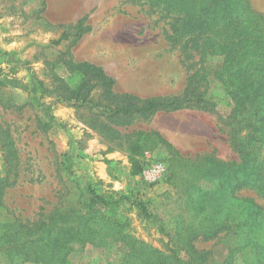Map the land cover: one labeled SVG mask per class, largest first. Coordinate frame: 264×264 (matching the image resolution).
Wrapping results in <instances>:
<instances>
[{
    "label": "rangeland",
    "instance_id": "1",
    "mask_svg": "<svg viewBox=\"0 0 264 264\" xmlns=\"http://www.w3.org/2000/svg\"><path fill=\"white\" fill-rule=\"evenodd\" d=\"M227 1L264 29V0ZM163 14L142 0H0V264H64L33 261L60 244L75 264H264V124L235 117L226 54L204 61L215 110L129 126L108 118L118 98L69 66L102 67L115 95L182 97L201 54L170 38L181 13ZM92 189L112 203L90 205Z\"/></svg>",
    "mask_w": 264,
    "mask_h": 264
},
{
    "label": "trees",
    "instance_id": "2",
    "mask_svg": "<svg viewBox=\"0 0 264 264\" xmlns=\"http://www.w3.org/2000/svg\"><path fill=\"white\" fill-rule=\"evenodd\" d=\"M142 1L150 8L167 16L172 15L174 11L181 13L170 23V38L176 44H181L182 52L189 58H193L192 51L201 54L199 62H194V64L200 63V67L189 75L182 97L142 99L128 93L115 95L113 93L115 82L102 67L88 62H70L71 68L83 73L84 83L95 77L106 88L107 93L118 98L120 103L112 108L109 120L118 126H129L137 117L147 119L161 110L172 111L194 107L215 110L217 103L208 98L207 87L203 88L208 84L209 76L205 70L204 61L208 54L225 53V63L229 67L226 72L219 75L218 81L235 104V117L240 116V121H244L252 116H259V122L264 124V114L259 113L264 107V45L258 42L263 38L264 29L247 22L245 13L239 9H232L227 0ZM78 28L82 33L83 29L80 25ZM257 69L259 75L256 76ZM262 129L259 125L257 131ZM262 177L264 178V173ZM243 186L244 180L241 178L236 187ZM92 195L90 205L107 206L112 203L98 195L94 189H92ZM1 197L0 190V204ZM13 239L12 237L6 244L1 245L9 257L16 248ZM20 248L21 253L26 257L31 256L26 246L21 245ZM71 252L72 249L68 244L54 245L45 250L37 249L34 251L36 257L33 261L48 257L55 261L62 259L65 261L64 264H75L67 260ZM9 264H14V260Z\"/></svg>",
    "mask_w": 264,
    "mask_h": 264
},
{
    "label": "built area",
    "instance_id": "3",
    "mask_svg": "<svg viewBox=\"0 0 264 264\" xmlns=\"http://www.w3.org/2000/svg\"><path fill=\"white\" fill-rule=\"evenodd\" d=\"M164 167L161 164H156L151 169H146L145 173L152 180L158 179V177L164 172Z\"/></svg>",
    "mask_w": 264,
    "mask_h": 264
}]
</instances>
